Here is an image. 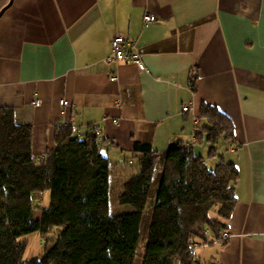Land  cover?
<instances>
[{
  "label": "crops",
  "instance_id": "obj_1",
  "mask_svg": "<svg viewBox=\"0 0 264 264\" xmlns=\"http://www.w3.org/2000/svg\"><path fill=\"white\" fill-rule=\"evenodd\" d=\"M145 13L157 20L147 29ZM115 36L135 43L145 71L107 61ZM202 104L231 121L233 139L221 138L216 154L239 176L225 230L205 229L194 255L264 264V0H0V108L31 127L35 158L58 129L85 137L96 127L124 180L136 171L126 169L135 143L160 155L191 143L208 126ZM209 147L204 135L192 150L213 169Z\"/></svg>",
  "mask_w": 264,
  "mask_h": 264
},
{
  "label": "trees",
  "instance_id": "obj_2",
  "mask_svg": "<svg viewBox=\"0 0 264 264\" xmlns=\"http://www.w3.org/2000/svg\"><path fill=\"white\" fill-rule=\"evenodd\" d=\"M199 114L208 126L194 139L205 135L208 156L218 158L213 169L204 165L193 147L178 144L160 155L150 144L135 143L132 160L138 168L116 181L113 165L99 151L101 141L91 128L85 137L74 135L69 127L58 129L55 146L37 159L31 127L18 125L12 108H0V264H134L154 184L140 264H201L189 252L188 242L196 243L195 237L206 245L205 229L214 235L225 230L236 204L239 175L233 164L216 154L221 138L233 139L231 121L205 104ZM113 185L117 203L132 212L110 214ZM46 191L49 204L34 220L32 197ZM34 233L44 248L38 257L26 259V236Z\"/></svg>",
  "mask_w": 264,
  "mask_h": 264
},
{
  "label": "rangeland",
  "instance_id": "obj_3",
  "mask_svg": "<svg viewBox=\"0 0 264 264\" xmlns=\"http://www.w3.org/2000/svg\"><path fill=\"white\" fill-rule=\"evenodd\" d=\"M103 150L101 154H103ZM131 165L129 166V170L137 169V162L135 160L131 159ZM156 188L157 184H154L152 193L148 199V202L146 204L143 216H142V221L140 224V240L138 243V248H137V253H136V259L134 264H140L141 263V258L142 254L145 248V243H146V234H147V229L149 226L150 222V215H151V209L153 206L154 202V195L156 193ZM116 194H117V188L115 185L112 186V191L110 192V198H109V212L111 215H121V214H127L132 212V209L129 206H122L119 205L116 201ZM49 204V192L46 191L42 194H34L32 197V205L34 208V214L33 218L34 220L39 219V214L40 210L42 208L47 207ZM51 236V235H49ZM27 239V248L24 253V258L26 259H31L38 257L44 248V243L42 238L40 237L39 234L34 233L29 236H26Z\"/></svg>",
  "mask_w": 264,
  "mask_h": 264
},
{
  "label": "built area",
  "instance_id": "obj_4",
  "mask_svg": "<svg viewBox=\"0 0 264 264\" xmlns=\"http://www.w3.org/2000/svg\"><path fill=\"white\" fill-rule=\"evenodd\" d=\"M157 20L156 18L149 14L145 13L142 18V27L144 29L149 28L150 26L156 24ZM108 62L115 61V62H126V63H132L134 64L138 70L145 71V67L143 65V62L141 60V57L136 50L135 43L125 40L121 36H115L111 41V54L107 59ZM110 79L112 81L116 80L115 76H111ZM34 106H38V101H34L32 103ZM62 105H65L64 102H61ZM119 106V104H117ZM189 109L188 107H183L182 112H187ZM91 133L95 136L100 135V129L93 127L91 129ZM195 142V139L192 140L191 143L186 144V148L193 147V144ZM229 238V235L226 232H223L220 236L219 241L223 242L226 241ZM205 245V244H204ZM201 243H193L188 242V250L189 252H195L197 249L204 247Z\"/></svg>",
  "mask_w": 264,
  "mask_h": 264
}]
</instances>
